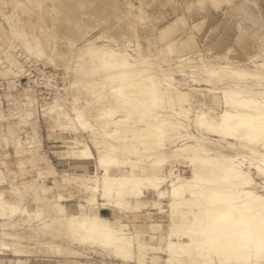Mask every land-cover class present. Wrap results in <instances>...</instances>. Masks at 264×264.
Listing matches in <instances>:
<instances>
[{"label":"rangeland","instance_id":"rangeland-1","mask_svg":"<svg viewBox=\"0 0 264 264\" xmlns=\"http://www.w3.org/2000/svg\"><path fill=\"white\" fill-rule=\"evenodd\" d=\"M90 51L98 55L104 51L126 54L137 66L133 67L135 70L143 69L148 74V70L153 71L159 81L171 82L190 93L199 90L221 97L222 83L204 81L202 71L206 66L235 67L238 63L245 70H256L250 61L264 51V0H0V195L20 208L15 215H0V264H152L153 257V264H170L167 253L149 252L141 263L133 250L126 248V255L120 250L114 252L96 240H84L86 233L70 238L64 228L58 226L63 233L57 227L45 228L35 218L45 199L58 202L60 195L61 204L67 206L71 195L69 204H82L90 210L93 206L86 202L89 195L82 193L78 185L94 174L102 178L105 172L70 153L77 141L91 139V133L68 127L74 117L73 109L85 107L93 99L91 89H87L92 80L104 79L103 63L88 56ZM184 57L191 59L185 61ZM257 60L264 61V54ZM257 80H264V73ZM227 81L232 86L238 83L235 79ZM106 90L107 100L114 102L111 88ZM95 108H88L89 114H96ZM92 123L98 124L97 129L101 126L98 119ZM94 141L91 140V148L98 157L104 147ZM157 146H152L157 156L166 159L164 168L159 166L163 174L173 167L177 174L192 176L189 159H173L175 146H168L167 151ZM227 154L234 153L227 150ZM214 166L212 171L221 167ZM114 170L125 174L131 166ZM250 174L255 176V171L250 169ZM143 192L141 200L148 206L142 207L137 216L132 209H121L116 195L97 194L95 206L110 220L129 225L132 234L139 232L141 240L157 245L162 231L153 233L149 227L160 224L163 233L169 229L168 199L152 207L158 198L147 189ZM75 208L70 211L79 213V207ZM151 236L157 239L152 241ZM224 240L223 237L221 241ZM178 253L180 258L174 253L176 256L171 257L175 259L170 260L181 261L182 254L189 252ZM223 253L226 250L217 257L212 255L211 261L208 258L210 263L203 258L202 263L199 259L197 263L219 264L216 262L220 257L230 263L238 261L237 253ZM187 261L185 264H197L196 260Z\"/></svg>","mask_w":264,"mask_h":264},{"label":"bare ground","instance_id":"bare-ground-1","mask_svg":"<svg viewBox=\"0 0 264 264\" xmlns=\"http://www.w3.org/2000/svg\"><path fill=\"white\" fill-rule=\"evenodd\" d=\"M263 54L264 51H260L250 61L254 63L255 71L245 70L239 63L235 67L206 66L202 71L203 80L222 83L220 97L199 90H191L190 93L171 82L159 81L161 79L157 80L153 71L147 69L148 74L143 69L135 70L137 66L130 62L126 54L104 51L98 55L92 51L88 56L99 58L98 62L103 63L101 71L104 72V79L92 80V83L90 80L87 89H91L89 93L93 99L85 107L73 109L74 117L67 123L68 127L83 134L91 133V139L77 141L70 153L73 158L93 163L105 172L102 178L94 174L78 185L82 193L89 195L86 202L93 206L90 210L82 204H69L71 195L65 206L60 203L63 199L60 195L58 202L45 199L41 204L43 206L36 210L37 221H42L45 228H64L67 230L64 232L69 233L68 237L86 233L84 240L91 238L104 248L114 249V252L120 250L126 255L133 250V253H138H134L137 255L135 259L141 263L147 258L144 254L149 252L167 253L171 259L172 254L177 253L178 256V252L188 251L185 256L181 253V261L167 259L170 264H185L187 260H196L197 263L202 258L203 261L208 258L211 261L216 250L221 255L226 250L223 256L237 253L238 257H235L238 261L230 263L219 256L220 261L216 263L264 264V152L259 150H264V80H257L264 73V61L257 60ZM187 59L189 57L185 61ZM227 79L238 80V83L232 86ZM108 86L114 102L107 100ZM90 107H96V114H89ZM62 114L67 117L66 112ZM97 119L101 121L100 129H97L98 124L92 123ZM193 127L195 133L192 132ZM92 139L96 145L104 147L98 157L92 151ZM176 143L179 144L175 146ZM156 144L164 151L169 150L168 146H175L173 159H189L192 176L177 174L173 167L163 174L159 168H164L162 164L166 159L157 156L152 147L156 148ZM210 144L218 148H211ZM227 150L234 154H227ZM124 165L126 168L130 165L131 170L126 173L124 170L125 174L114 170ZM213 165H216L214 168L221 167L212 171ZM250 169L255 171V176L250 174ZM90 181H94L95 185ZM145 189L158 198L152 202V207L168 199L170 208V226L166 232L163 233L160 224L149 227L153 233L162 231L157 245L141 240L139 232L132 234L129 225L118 219L110 220L102 209L95 206L97 194L116 195L121 209H132L133 214H139L142 207L148 206L141 200ZM75 207H79V213L70 211ZM18 208L0 195V215H15ZM223 237L225 240L221 241ZM156 239V236H151L152 241ZM218 239L221 242L218 243ZM4 247L8 248L7 245ZM133 253H129L130 257ZM155 259L151 258L150 263L153 264Z\"/></svg>","mask_w":264,"mask_h":264}]
</instances>
